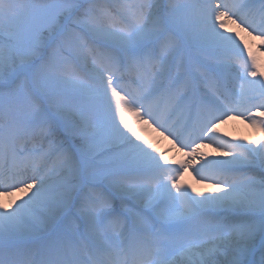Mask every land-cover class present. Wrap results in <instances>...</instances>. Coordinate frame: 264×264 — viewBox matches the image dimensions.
<instances>
[{"label":"snow or ice","instance_id":"obj_1","mask_svg":"<svg viewBox=\"0 0 264 264\" xmlns=\"http://www.w3.org/2000/svg\"><path fill=\"white\" fill-rule=\"evenodd\" d=\"M241 34L264 50V0H0V264H264Z\"/></svg>","mask_w":264,"mask_h":264},{"label":"bare ground","instance_id":"obj_2","mask_svg":"<svg viewBox=\"0 0 264 264\" xmlns=\"http://www.w3.org/2000/svg\"><path fill=\"white\" fill-rule=\"evenodd\" d=\"M242 38L247 41V43L255 44L257 48L259 47L260 42L258 40H252L251 38L247 37L245 34H241ZM260 54L264 56V50L260 51ZM222 130H227L229 134H236V135H243L250 139H255L257 135L260 133L258 130L249 127L247 124L243 123L242 121H231L228 124L224 125ZM142 135H144L146 138L151 140L153 143H155L162 151L169 152L170 158L175 157L178 159H182V154H177L173 149V146L171 144V141L166 140L165 137L159 136L158 133L154 132L152 128L145 127L143 129ZM185 183L192 184L193 187L196 188V190L199 191H212V188L210 185L206 186L200 183H197L196 178L193 176V174L186 173L184 177ZM8 202L10 201V198H6Z\"/></svg>","mask_w":264,"mask_h":264},{"label":"rangeland","instance_id":"obj_3","mask_svg":"<svg viewBox=\"0 0 264 264\" xmlns=\"http://www.w3.org/2000/svg\"><path fill=\"white\" fill-rule=\"evenodd\" d=\"M249 46L252 47L253 52H255L258 55L260 62L262 64H264V56L260 54L261 49L257 48V46L255 44H250ZM9 203H10V201H9Z\"/></svg>","mask_w":264,"mask_h":264}]
</instances>
